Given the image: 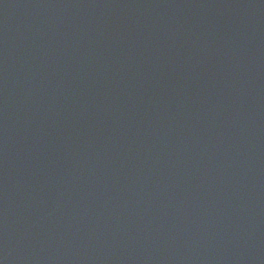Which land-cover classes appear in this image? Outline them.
Returning <instances> with one entry per match:
<instances>
[{
  "label": "water",
  "instance_id": "water-1",
  "mask_svg": "<svg viewBox=\"0 0 264 264\" xmlns=\"http://www.w3.org/2000/svg\"><path fill=\"white\" fill-rule=\"evenodd\" d=\"M0 264H264V0H0Z\"/></svg>",
  "mask_w": 264,
  "mask_h": 264
}]
</instances>
